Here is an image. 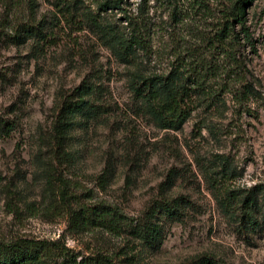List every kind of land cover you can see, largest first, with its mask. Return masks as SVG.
I'll return each mask as SVG.
<instances>
[{"label":"rangeland","instance_id":"rangeland-1","mask_svg":"<svg viewBox=\"0 0 264 264\" xmlns=\"http://www.w3.org/2000/svg\"><path fill=\"white\" fill-rule=\"evenodd\" d=\"M108 1L103 13L87 0H37L43 37L14 44L0 0V121L13 127L0 136V243L61 240L77 255L102 251L119 264H192L201 257L264 264V0L248 11L257 49L248 53L251 113L240 115L227 96L203 104L178 131L140 109L130 86L137 67L122 62L87 22L92 11L129 33L124 21H134L145 0ZM164 1L146 3L152 53L142 52L139 66L147 75H165L176 61ZM84 87L90 106L71 119L69 161L54 163L51 131L61 104ZM55 173L77 183L78 193L91 192L93 200L83 203L107 201L137 220L156 202L180 199V214H158L162 237L155 243L129 230H73L66 214L49 208ZM250 196L255 202L244 205Z\"/></svg>","mask_w":264,"mask_h":264},{"label":"trees","instance_id":"trees-1","mask_svg":"<svg viewBox=\"0 0 264 264\" xmlns=\"http://www.w3.org/2000/svg\"><path fill=\"white\" fill-rule=\"evenodd\" d=\"M97 10L106 13L111 2L87 0ZM121 1V0H120ZM4 20L14 32L9 38L20 44L29 38L44 35L42 23L36 21L37 0H2ZM147 0L139 4L137 14L126 17L133 28L119 31L116 26L104 23L100 14L88 12L87 22L104 37L107 44L125 64L134 63L136 70L131 89L143 109L163 129L178 131L190 120L203 104L213 107L224 97L230 96L238 106V113H251L249 103L255 92L248 64V53L257 54L256 43L248 26V11L254 0H166L171 8L173 22L170 35L178 52L175 64L165 75H147L141 71L142 52L151 54V32ZM115 7H111L114 9ZM127 28V27H124ZM174 63V62H173ZM140 65V66H139ZM88 88L78 89L66 96L51 131L53 162L68 163L65 150L71 119L86 114L84 100ZM94 106L88 108L93 110ZM93 117V113H89ZM13 127L0 121V136L9 137ZM53 201L49 208L66 214L73 230L101 229L113 235L129 230L143 242H158L162 229L158 214H180L181 200L156 202L140 219L129 217L119 206L107 201L83 203V198L93 200L91 192L78 193L77 183L56 173L51 179ZM250 196L244 205L253 204ZM0 264H119L102 251L82 257L61 240L17 239L0 243ZM192 264H223L214 257H201Z\"/></svg>","mask_w":264,"mask_h":264}]
</instances>
